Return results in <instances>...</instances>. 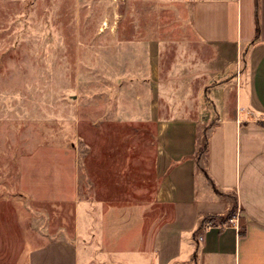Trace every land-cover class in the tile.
<instances>
[{
    "label": "rangeland",
    "instance_id": "374dc122",
    "mask_svg": "<svg viewBox=\"0 0 264 264\" xmlns=\"http://www.w3.org/2000/svg\"><path fill=\"white\" fill-rule=\"evenodd\" d=\"M187 17L172 0H0V264L51 239L146 254L167 210L158 101L198 49Z\"/></svg>",
    "mask_w": 264,
    "mask_h": 264
},
{
    "label": "crops",
    "instance_id": "0c3cea01",
    "mask_svg": "<svg viewBox=\"0 0 264 264\" xmlns=\"http://www.w3.org/2000/svg\"><path fill=\"white\" fill-rule=\"evenodd\" d=\"M172 1L188 9L189 45L198 49L185 51L191 63L173 68L177 86L158 101L167 108L157 112L166 122L152 199L167 210L146 254L110 260L51 239L28 249L23 264H264V0ZM195 79L207 84L202 92Z\"/></svg>",
    "mask_w": 264,
    "mask_h": 264
},
{
    "label": "trees",
    "instance_id": "16d2710c",
    "mask_svg": "<svg viewBox=\"0 0 264 264\" xmlns=\"http://www.w3.org/2000/svg\"><path fill=\"white\" fill-rule=\"evenodd\" d=\"M255 34H256V36L258 35V23H256ZM205 150H206V143L204 144L203 147H200V148H199V152H198V155H197V160H198L199 157L201 156V153H203V151H205ZM232 215H234V211L231 212V213H229V214L226 216L225 219H226V220H227V219H230Z\"/></svg>",
    "mask_w": 264,
    "mask_h": 264
}]
</instances>
